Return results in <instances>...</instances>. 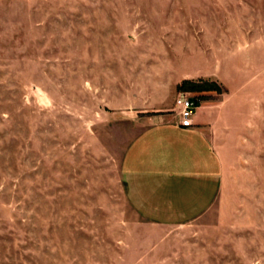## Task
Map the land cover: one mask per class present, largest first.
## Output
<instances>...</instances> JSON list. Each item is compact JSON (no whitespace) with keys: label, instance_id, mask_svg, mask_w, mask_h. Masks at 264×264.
<instances>
[{"label":"rangeland","instance_id":"obj_1","mask_svg":"<svg viewBox=\"0 0 264 264\" xmlns=\"http://www.w3.org/2000/svg\"><path fill=\"white\" fill-rule=\"evenodd\" d=\"M178 96L226 161L216 208L163 227L120 162ZM0 264H264V0H0Z\"/></svg>","mask_w":264,"mask_h":264},{"label":"crops","instance_id":"obj_2","mask_svg":"<svg viewBox=\"0 0 264 264\" xmlns=\"http://www.w3.org/2000/svg\"><path fill=\"white\" fill-rule=\"evenodd\" d=\"M212 105H198L193 125H179L174 101L152 109V121L128 144L121 162L124 195L142 221L163 227L200 219L216 208L226 156ZM169 115V114H168Z\"/></svg>","mask_w":264,"mask_h":264},{"label":"built area","instance_id":"obj_3","mask_svg":"<svg viewBox=\"0 0 264 264\" xmlns=\"http://www.w3.org/2000/svg\"><path fill=\"white\" fill-rule=\"evenodd\" d=\"M174 102L177 108L179 125L191 127L193 125V115L199 105V100L193 97L178 96Z\"/></svg>","mask_w":264,"mask_h":264}]
</instances>
